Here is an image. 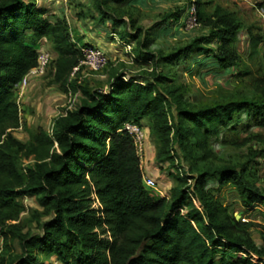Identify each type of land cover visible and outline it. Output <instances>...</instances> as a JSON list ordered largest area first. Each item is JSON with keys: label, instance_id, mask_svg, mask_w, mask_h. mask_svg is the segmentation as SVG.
<instances>
[{"label": "trees", "instance_id": "trees-1", "mask_svg": "<svg viewBox=\"0 0 264 264\" xmlns=\"http://www.w3.org/2000/svg\"><path fill=\"white\" fill-rule=\"evenodd\" d=\"M193 6L196 23L209 28L207 36L166 53L150 50L149 33L163 28L171 14L149 28L118 32L128 45L142 36L133 57L149 64V69L129 76V81L123 80L125 72H111L107 89H102L71 78L82 60L81 44L64 17L48 14L36 0H0V264H42L40 255L60 264L264 263V239L257 244L249 236L254 224L237 220L216 196L221 186L232 185L240 201L237 209L258 207L264 219V190L249 179L246 166L205 169L194 177L192 187L185 176L170 172L175 185L167 198L143 184L133 140L120 131L126 122L145 126L142 120L147 119L156 159L174 167L178 151L187 159V148L203 149L223 131L234 133L243 114L244 132L264 127V60L255 63L261 38L248 29L250 53L245 62L236 48L243 29L236 13L212 5L211 0H194ZM93 8L113 26L126 24L113 14L108 0H94ZM208 39H215V48L203 46ZM41 40L56 53L51 60L52 81L78 92V104L59 114L51 131L38 129L22 142L12 136L20 121L16 86L36 66V45ZM193 52L214 58L221 70L251 75L252 96L188 102L168 68L187 64ZM249 63L256 68L252 70ZM80 72L81 68L76 74ZM259 137L258 133L232 140L223 136L222 142L241 147ZM22 151L33 160L24 171L14 154ZM247 155L262 157L264 148L249 146ZM23 196H34L50 213L38 222V232L23 231L24 206L19 199Z\"/></svg>", "mask_w": 264, "mask_h": 264}, {"label": "rangeland", "instance_id": "rangeland-1", "mask_svg": "<svg viewBox=\"0 0 264 264\" xmlns=\"http://www.w3.org/2000/svg\"><path fill=\"white\" fill-rule=\"evenodd\" d=\"M194 0H108V6L114 10L113 14L118 18L123 17L126 24L120 26H113L111 19L101 20V17L93 8L94 0H36L38 7H45L48 9V14H56L64 17L67 21L70 20V27L73 38H80L79 43L82 45L85 41L84 37L79 36L76 29L77 25H83L84 33L93 35L94 31L99 29L105 33L104 37L108 43V47L102 46L108 56L107 63L104 67L96 71H89L82 68L76 78L79 82H88L93 87L107 89V79L111 72L123 71L125 72L124 81H129V76H140L145 69H149V64H141L135 61L133 57V49L141 40L139 35L136 40L128 45L121 39L118 32L138 26L149 28L166 14H171V17L165 22L164 27L157 29L155 33H149L151 40L149 49L155 52H168L174 47L183 45L193 38L200 36H207L209 28L200 26L198 23L193 26L186 25L190 15L191 7H193ZM209 1V0H202ZM212 5L220 4L230 11L236 13L243 24V29L238 37L236 48L243 61L248 62L250 53V44L248 39L249 31L260 37L258 50L260 56L255 63L258 66L263 59L264 54V0H211ZM66 9V10H65ZM67 9L71 11L68 12ZM177 14L178 18L173 19L172 15ZM71 16L82 17V23H73ZM135 22L131 25V20ZM81 22V21H80ZM150 32V31H149ZM42 41V40H41ZM90 41V40H89ZM91 42V41H90ZM94 44H96L94 42ZM91 45V44H90ZM100 46V45H98ZM203 46L207 48H215V39H208L203 42ZM52 55V53H51ZM53 55L51 56V60ZM252 70L256 66L249 63ZM50 67L47 74L38 78L40 80V94L43 96H20L17 89V101L20 108L19 126L12 131V136L22 142H27L31 134L38 129L51 131L54 126L56 117L66 108L73 109L78 104L79 93L69 92L71 87H63L55 83L56 90L64 93L66 96H61L55 104H48L44 100L46 95V88L51 87L52 76ZM168 71L174 74L176 84L181 87V92L184 98L191 103H198L200 101H223L230 98L241 96L251 97L254 93L251 87V75L237 76L231 68L221 70L218 68L217 62L212 57H207L206 54H197L193 52L191 59L187 64L173 65L168 68ZM145 84L143 80H138ZM53 91V89H52ZM53 97V96H52ZM245 115H241L235 122L238 130L234 133H221L217 137L209 140L208 145L203 149L187 148L185 159L181 152L178 151V156L174 158V167L169 166L167 161H158L156 159V147L153 139L149 134V142L147 146L153 148L154 155L152 169L154 171V178L157 182V187L162 195L167 198L170 196V188L175 185V181L170 176V172L174 174L178 172L180 175L187 178L186 183L193 186L194 177L203 172L205 169H212L217 166L238 165L246 166L247 175L249 179L254 181L257 186L264 190V156L249 158L247 155V148L253 146L255 149L264 148V127H253L248 132H244L241 126L244 124ZM145 127L148 121H144ZM148 128V127H147ZM149 131V129H148ZM249 133H258L259 139L252 140L247 145L241 147H234L230 141L228 143L222 142V137L226 136V140L244 137ZM14 152L15 149H12ZM19 168L24 171L27 166L33 164L32 157L25 156L22 152L14 153ZM169 186V190H161L162 187ZM216 186V185H213ZM224 206L234 217L241 222H252L254 226L248 229L249 236L257 243L261 244L264 239V219L259 212L258 207L249 211L237 209L240 205L237 194L232 185H225L219 188L216 194ZM24 206V210L20 215V223L23 231L34 233L39 231L38 222L45 221L49 218L50 213L42 209L34 196H23L19 198ZM196 206L200 207L197 199H194ZM94 206H97L95 203ZM236 207V208H235ZM0 238V250H1ZM17 248V246H15ZM254 262L258 261L256 255H250ZM42 264H60L54 257L45 258L38 257ZM264 264V263H259Z\"/></svg>", "mask_w": 264, "mask_h": 264}, {"label": "built area", "instance_id": "built-area-1", "mask_svg": "<svg viewBox=\"0 0 264 264\" xmlns=\"http://www.w3.org/2000/svg\"><path fill=\"white\" fill-rule=\"evenodd\" d=\"M188 26L196 25V18H195V8L194 6L191 7L190 15L188 17V21L185 23ZM82 60L80 64L73 68L71 72V76L74 77L75 74L80 71V68H85L89 71H96L99 68H102L106 65L108 56L104 49L94 45H85L80 47ZM37 64L34 68L30 69L18 83L21 86H26L30 79L33 78H40L47 74L49 68L51 67V55L44 50H37ZM124 78V77H123ZM17 84V86H18ZM120 131H125L129 134L133 140L136 153L140 160V167L142 170V181L143 184L149 188L156 190L157 192L161 193L158 189L157 182L154 177L149 176L146 174L144 167H143V158L144 154L147 149V144L149 142V131L148 128L145 126H140L136 123L126 122L123 124ZM162 195V194H161ZM165 196V195H164Z\"/></svg>", "mask_w": 264, "mask_h": 264}, {"label": "crops", "instance_id": "crops-1", "mask_svg": "<svg viewBox=\"0 0 264 264\" xmlns=\"http://www.w3.org/2000/svg\"><path fill=\"white\" fill-rule=\"evenodd\" d=\"M59 1V0H58ZM66 10V9H65ZM68 12H70L71 10L70 9H67ZM71 21L74 23H82V17H78V16H74L72 17L71 16ZM81 21V22H80ZM70 25V20L67 21ZM83 25H77L76 26V29L78 30L79 32V36L80 37H84V43L81 45V46H84V45H94V46H98V47H102V46H105V47H108V43L107 41L105 40V33L103 31H100L99 29L95 30L94 31V34L93 35H88L87 33H84V29L83 27H81ZM91 42H90V41ZM94 42L96 44H94ZM44 50V51H47L50 55L52 53L53 55V58L56 57V53L53 51L52 47H51V44L46 41V40H42V41H39V43L36 45V50ZM51 55V56H52ZM71 78H74L71 76ZM40 80H38L37 78H33V79H30L28 84L26 86H21L18 84L17 89L19 90V93L21 94L20 96H43L40 94L39 90H40ZM51 87H47L46 88V95L47 96L44 100L47 101L48 104H55V102H57V100L60 99L61 96H66L64 93L62 92H58L56 90V84L55 82H51L50 84ZM53 89V91H52ZM71 93V91H69ZM53 96V97H52ZM68 109V108H66ZM65 109V110H66ZM65 110H63L60 114L64 113ZM143 123H145L144 121H147V119H143L142 120ZM155 158V155H154V145H153V148L149 145L147 146V149H146V152L144 154V158H143V167H144V170L146 172V174H148L149 176H152L154 177V171L152 169V165H153V160ZM161 188V190H169V186H166V188H163L162 187H159Z\"/></svg>", "mask_w": 264, "mask_h": 264}]
</instances>
